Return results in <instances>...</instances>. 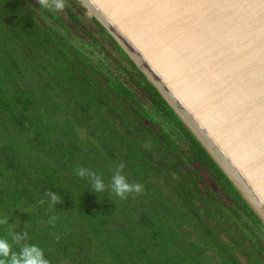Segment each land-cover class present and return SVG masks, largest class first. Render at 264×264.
I'll list each match as a JSON object with an SVG mask.
<instances>
[{
	"label": "trees",
	"instance_id": "16d2710c",
	"mask_svg": "<svg viewBox=\"0 0 264 264\" xmlns=\"http://www.w3.org/2000/svg\"><path fill=\"white\" fill-rule=\"evenodd\" d=\"M64 11L0 0V237L27 232L50 264H264V220L237 185L114 37L115 67ZM120 162L142 194L76 174L107 185Z\"/></svg>",
	"mask_w": 264,
	"mask_h": 264
},
{
	"label": "water",
	"instance_id": "95a60500",
	"mask_svg": "<svg viewBox=\"0 0 264 264\" xmlns=\"http://www.w3.org/2000/svg\"><path fill=\"white\" fill-rule=\"evenodd\" d=\"M264 218V0H81Z\"/></svg>",
	"mask_w": 264,
	"mask_h": 264
},
{
	"label": "clouds",
	"instance_id": "9594fccd",
	"mask_svg": "<svg viewBox=\"0 0 264 264\" xmlns=\"http://www.w3.org/2000/svg\"><path fill=\"white\" fill-rule=\"evenodd\" d=\"M40 9L50 10L55 13H61L65 10L67 0H35ZM126 167L124 162L116 165V170L113 172L110 183L105 184L102 175L83 167L76 169V174L80 178H87L92 191L102 193L110 190L116 197L126 200L129 195H139L143 192V185L140 183H130L127 177L123 174ZM50 205L54 206L62 203L60 195L55 192L48 191L45 193ZM46 201L40 200L43 205ZM57 217L53 216L48 221L49 224L55 225ZM9 218L7 216L0 217V226L8 225ZM10 238V239H9ZM28 239V233L23 232H8L7 236L0 237V264H50L46 258L44 250L38 245L28 244L25 241ZM59 239V237H57ZM13 244L19 247V251H13Z\"/></svg>",
	"mask_w": 264,
	"mask_h": 264
},
{
	"label": "rangeland",
	"instance_id": "374dc122",
	"mask_svg": "<svg viewBox=\"0 0 264 264\" xmlns=\"http://www.w3.org/2000/svg\"><path fill=\"white\" fill-rule=\"evenodd\" d=\"M67 3L73 8V10L76 13H78L83 18L85 27L88 28L99 39L100 42L97 43L98 46L95 47V50L98 52V55H100V56H108V53H106L104 51V49L106 48L108 52H111L114 55V58H112L113 61H112V64H111L113 67L116 66V63H114L115 62L114 61L115 58L124 61V56L122 55V53H120L116 49V43L111 38L112 35L90 13V11L86 7V5L81 0H67ZM58 14H60L61 16H66L65 11H63L61 13H58ZM257 213H258V211H257ZM263 220H264V218H263Z\"/></svg>",
	"mask_w": 264,
	"mask_h": 264
}]
</instances>
